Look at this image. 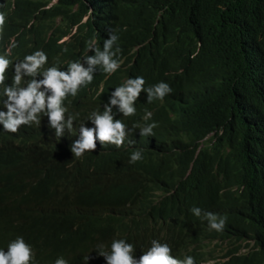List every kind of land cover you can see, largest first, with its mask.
I'll return each instance as SVG.
<instances>
[{
    "label": "trees",
    "instance_id": "1",
    "mask_svg": "<svg viewBox=\"0 0 264 264\" xmlns=\"http://www.w3.org/2000/svg\"><path fill=\"white\" fill-rule=\"evenodd\" d=\"M50 1L16 0L5 33V49L19 34L14 61L30 47L46 48L57 64L86 51L80 30L63 45L48 35L42 7ZM78 1L59 0L52 9ZM128 1L126 22H114L127 68L111 83L143 77L145 89L172 87L167 103L153 105L151 123L158 139L175 143L176 155L136 165L131 154L113 151L101 168L90 155L65 160L45 121L15 134L0 126V250L23 237L34 264L59 257L98 264L100 251L111 252L112 236L126 238L121 209L139 203L152 224L170 227L171 255L180 261L264 264V0ZM72 20L63 16L61 35ZM106 103L108 97L93 100L82 116ZM207 212L225 219L222 231L209 227ZM153 240L159 238L134 247L146 252Z\"/></svg>",
    "mask_w": 264,
    "mask_h": 264
},
{
    "label": "clouds",
    "instance_id": "2",
    "mask_svg": "<svg viewBox=\"0 0 264 264\" xmlns=\"http://www.w3.org/2000/svg\"><path fill=\"white\" fill-rule=\"evenodd\" d=\"M59 0H51L42 7L48 14V35H57L56 44H66L70 36L80 30L88 47L77 59L57 64L44 47H30L22 57L11 56L17 34L5 49V33L10 11L16 0H0V126L6 132L18 133L23 126L40 125L45 121L53 132L51 138L59 149L66 151L65 160L81 162L86 156L104 166V156L113 151L131 154L130 163L143 160L165 163L174 157L176 146L154 134L157 127L151 119L156 114L155 104L167 103L172 87L165 82L144 88L143 77H124L112 85L111 77L121 75L127 67L121 58L114 22H126L124 10L128 0H79L70 7L52 9ZM72 17L73 25L61 35L64 15ZM31 24L28 28H31ZM116 30V33H115ZM46 40V39H45ZM14 64L13 83L8 71ZM122 70L117 74L118 70ZM93 84L92 89H88ZM146 92V93H145ZM102 110L88 118L82 112L93 100L104 101ZM160 193V192H158ZM98 205V203H94ZM192 213L200 217L201 209ZM209 227L222 231L225 219L212 212L204 213ZM125 237L112 236L111 252L100 251L101 264H195L188 256L180 261L171 255L173 232L164 222L152 224L146 207L128 203L121 209L119 222ZM150 236L153 240L146 252L138 251L135 243ZM173 249V248H172ZM88 261L89 257L85 258ZM0 264H34L31 245L23 237L9 243L7 251L0 250ZM50 264H68L59 257Z\"/></svg>",
    "mask_w": 264,
    "mask_h": 264
},
{
    "label": "bare ground",
    "instance_id": "3",
    "mask_svg": "<svg viewBox=\"0 0 264 264\" xmlns=\"http://www.w3.org/2000/svg\"><path fill=\"white\" fill-rule=\"evenodd\" d=\"M62 194V193H61Z\"/></svg>",
    "mask_w": 264,
    "mask_h": 264
},
{
    "label": "rangeland",
    "instance_id": "4",
    "mask_svg": "<svg viewBox=\"0 0 264 264\" xmlns=\"http://www.w3.org/2000/svg\"><path fill=\"white\" fill-rule=\"evenodd\" d=\"M212 249V248H211Z\"/></svg>",
    "mask_w": 264,
    "mask_h": 264
}]
</instances>
